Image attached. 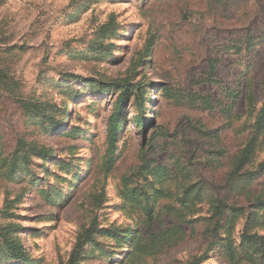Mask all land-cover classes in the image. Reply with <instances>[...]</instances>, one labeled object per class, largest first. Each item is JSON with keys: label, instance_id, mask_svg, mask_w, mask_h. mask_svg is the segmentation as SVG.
<instances>
[{"label": "rangeland", "instance_id": "obj_1", "mask_svg": "<svg viewBox=\"0 0 264 264\" xmlns=\"http://www.w3.org/2000/svg\"><path fill=\"white\" fill-rule=\"evenodd\" d=\"M254 23L264 28V8L254 0H0V160L21 156V137L52 154L30 156L13 175L0 166V227L13 225L28 259L0 256V264H65L91 221L102 230L79 264H264L240 242L248 212L258 208L238 188L228 195L218 237L207 241L204 233L210 200L225 192L264 97V45L225 48ZM196 88L206 107L191 96ZM24 100L50 107L43 112L58 127L41 125L42 113L29 117L18 103ZM116 107L122 123L112 151L107 134ZM263 159L264 148L241 173ZM163 165L174 172V198L188 184L204 197L184 211L185 221L165 213L153 221L155 232L180 228L178 242L135 257L137 226L145 235L144 215L158 208H142L139 195L130 204L121 190L134 185L145 193L166 174ZM263 180L258 175L254 189Z\"/></svg>", "mask_w": 264, "mask_h": 264}, {"label": "trees", "instance_id": "obj_2", "mask_svg": "<svg viewBox=\"0 0 264 264\" xmlns=\"http://www.w3.org/2000/svg\"><path fill=\"white\" fill-rule=\"evenodd\" d=\"M259 3L264 8V0H254ZM212 6V5H211ZM214 5L212 6V8ZM249 34L245 38H237L232 40L233 42L229 43L225 48L235 51L236 53H240L241 50L244 49H253L257 45H264V28H261L260 25L254 23L251 25L248 31ZM207 80V77L203 78V82ZM250 83L247 85V98L252 97V94L249 89L252 88V81L249 80ZM90 87L102 88L101 91H106L107 86H102L98 81H92L88 83ZM197 92L191 94V96H197L198 101H200L199 106L206 107V104L203 102L204 96L201 95L203 90L197 89ZM239 91V90H238ZM237 87H234L233 90L229 92L230 99H234L236 97ZM77 94L73 93L70 95V98L76 97ZM227 99H228V95ZM218 97V96H217ZM215 98L218 102L219 99ZM19 105L23 108V110L29 114L32 113L33 117L38 116V113H42L40 119L41 125H46V127H58L50 126L48 124V118L43 110H51L50 107H47L46 104H39L36 102L30 101H18ZM231 103V102H230ZM232 104V103H231ZM120 107H116L115 111L109 118L108 124V134L107 141L109 145L112 147L116 141L117 133L121 130V118H120ZM135 122L137 125L142 126V119L139 115L135 117ZM242 146L236 152L233 162L232 169L229 172L228 180H226L223 188L224 191L222 194H216V196H212V200H210L209 204L212 208V216H208L204 218L205 221V236L206 240H215L218 237V232L221 230L222 225L221 222L225 220L224 211L228 207V195L229 193H236V189L238 188L239 196L243 198V200L250 201L253 208H258V210H251L248 212L246 217V224L240 233V242L251 247L256 253L264 256V180L259 183V188L254 189V181L258 177V175L264 174V159L260 161L257 165V168L251 170L249 172L241 173V169L251 160L252 157L256 154L258 150L264 148V97L257 108L256 116L254 118L253 123L250 125V130L242 140ZM19 151L21 153L20 157L11 155L10 157H1L0 166L7 165L5 167L6 171H8V175L15 174L17 167H20L22 170H26L25 165L30 156H38L43 159H48L52 156L51 152L49 154V150L44 148L39 144H32L30 141L24 140L21 137L18 141ZM149 167L150 165L147 161H144V165ZM151 168V166H150ZM156 168V167H155ZM163 171L165 169L166 174H163L161 179L157 176V181H152L149 184V190L145 193L140 194V190H137V187L127 186L123 187L121 190V197L124 201H128V203H132V200L139 195V199L142 200L140 205L142 208L153 211L154 207L157 205L158 210L155 212V215L146 216L144 215L145 227L147 228V233L143 235L141 233L139 226L135 231L134 237L132 238L134 241L130 244V253L136 257H140L142 255H148L156 251L157 249L172 246L176 242H178L182 235L183 231L180 228L175 229H167L160 230L159 232H155L153 226V221H158L156 217L160 213H165L172 215V217H176L178 219L184 218V211L187 208L195 207L196 203H198L203 196V192L201 188L197 186H192V184H188L182 190L184 197L174 198V192L171 191V188L168 186L170 180L175 178L172 176L174 172H171L167 166L162 167ZM145 171L143 172V178L147 176ZM155 169H153L154 173ZM152 173V171H151ZM185 172H178V174H183ZM159 178V179H158ZM225 193H227L226 196ZM59 194H57L58 196ZM232 196V195H231ZM54 196H52L53 198ZM172 199L175 201L178 206H175V203L170 201L169 203L159 204L158 201L161 199ZM239 204V203H238ZM239 206V205H238ZM240 208V207H239ZM235 208L234 211L236 213H242V208ZM13 225L7 224L5 226L0 227V256L15 261H27V255L24 249V246L19 242V240L15 239L13 236ZM101 228L97 227L94 221H91L87 227L81 229L75 239L72 250L68 256L65 264H79L82 260V253L85 250V245H95V236L101 232ZM110 230V229H108ZM105 231V230H104ZM112 231V230H111ZM113 232V231H112ZM225 242L230 241L229 236H225ZM199 260L193 258L189 264H198Z\"/></svg>", "mask_w": 264, "mask_h": 264}]
</instances>
